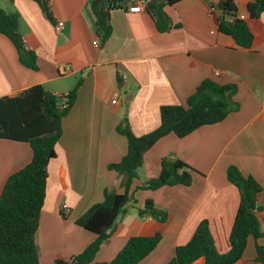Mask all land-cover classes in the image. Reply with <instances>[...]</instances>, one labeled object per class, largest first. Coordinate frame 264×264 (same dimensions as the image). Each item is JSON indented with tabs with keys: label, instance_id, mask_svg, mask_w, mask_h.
Here are the masks:
<instances>
[{
	"label": "crops",
	"instance_id": "obj_1",
	"mask_svg": "<svg viewBox=\"0 0 264 264\" xmlns=\"http://www.w3.org/2000/svg\"><path fill=\"white\" fill-rule=\"evenodd\" d=\"M89 1L50 0L53 24L34 0H0L2 9L19 14V32L39 65L38 71L23 67L14 46L0 34V98L15 97L38 85L60 98L84 77L77 101L63 119L57 157L47 168L36 235L40 264H53L56 259L70 262L81 254L96 236L76 221L103 201L106 190L125 192L123 176L108 169L127 153V140L117 131L124 119L136 136L146 135L158 128L162 106H186L207 79L237 85L234 99L239 110L183 139L169 135L145 154L135 187L157 178L165 157L178 158L195 170L192 184L136 191L137 204L119 218L94 262L112 261L132 237L160 234L157 248L139 264H167L204 220L217 251L227 253L240 201L238 189L227 179L230 166L262 186L258 205L263 208L259 218L264 231V15L259 22L251 21L248 5L254 0L238 2L239 17L249 22L255 36L251 50L236 49L234 40L218 31L211 6L220 0H183L166 6L173 24L181 25L167 33L157 30L146 9L129 12L140 0H125L123 8L111 12V38L97 48L94 42L100 38ZM58 24H62L59 31ZM122 75L127 78L124 82ZM116 94L119 101L114 105ZM31 160L29 144L0 140V195L8 178ZM147 200L168 213L165 223L139 216L138 209ZM259 244L264 246V239ZM254 259L255 242L250 239L236 264Z\"/></svg>",
	"mask_w": 264,
	"mask_h": 264
},
{
	"label": "trees",
	"instance_id": "obj_2",
	"mask_svg": "<svg viewBox=\"0 0 264 264\" xmlns=\"http://www.w3.org/2000/svg\"><path fill=\"white\" fill-rule=\"evenodd\" d=\"M34 1L47 19L55 24L50 0ZM148 1L146 10L160 33L181 28V25L173 24L165 7L174 6L183 0H165L163 4ZM124 2L89 1L88 8L100 38V47L105 46L112 35L111 12L123 8ZM238 2L220 0L217 5H212L216 11L215 23L221 34L234 40L236 49L251 50L255 36L249 22L239 17ZM248 13L251 21L259 22L264 15V0L250 3ZM0 34L14 46L23 67L31 71L39 70L36 53L26 48L19 32L18 13L7 12L0 7ZM83 82L84 77H81L69 93L65 109L60 107L63 96L58 98L39 85L15 97L0 98V140L27 143L32 150L31 162L8 178L0 195V264H40L36 235L46 196L47 168L50 161L57 157L56 146L63 135V119L75 105ZM237 92L238 86L235 84L222 85L214 80H204L188 98L186 106H162L158 128L143 136H136L125 118L117 131L127 140V153L119 163L108 166L109 170L123 176L125 192L117 194L106 190L103 201L93 205L76 221L77 226L96 236L94 242L70 262L56 259L53 264H139L148 257L161 242L160 234L132 237L112 261L94 262L119 218L127 213L129 206L137 204L134 197L136 191L189 187L192 184L196 171L178 158L165 157L161 160L159 176L135 187L145 154L169 135L183 139L201 127L223 122L231 113L239 110V104L234 99ZM227 179L240 195L229 235L230 250L225 254L217 251L209 222L204 220L196 228L191 240L175 249L173 258L167 264H193L199 259H204L205 264H236L243 258L250 239L255 242V259L246 264H264V246L259 244L264 239L259 218L263 208L258 205L263 188L236 166L228 168ZM138 214L141 218L151 217L161 223L168 220V213L152 200H147L143 208L138 209ZM61 216L66 217L63 211Z\"/></svg>",
	"mask_w": 264,
	"mask_h": 264
},
{
	"label": "built area",
	"instance_id": "obj_3",
	"mask_svg": "<svg viewBox=\"0 0 264 264\" xmlns=\"http://www.w3.org/2000/svg\"><path fill=\"white\" fill-rule=\"evenodd\" d=\"M148 0H140V1H137V2H134V6L130 7L129 8V12L131 13H141L143 12L145 9H146V6L148 4ZM212 10L214 11L215 9L212 8ZM62 28V24H58L56 26V30L59 31L60 29ZM94 46L99 48L100 47V39H97L95 42H94ZM126 76L125 75H122L120 76V81H126ZM119 101V95L116 94L114 99L112 100V104H117ZM68 102H69V93H66L63 95V99L62 101L60 102V107L62 109H65L67 108L68 106Z\"/></svg>",
	"mask_w": 264,
	"mask_h": 264
},
{
	"label": "water",
	"instance_id": "obj_4",
	"mask_svg": "<svg viewBox=\"0 0 264 264\" xmlns=\"http://www.w3.org/2000/svg\"><path fill=\"white\" fill-rule=\"evenodd\" d=\"M153 3H159V4H163L165 2V0H152ZM129 99H126V103L128 102Z\"/></svg>",
	"mask_w": 264,
	"mask_h": 264
},
{
	"label": "rangeland",
	"instance_id": "obj_5",
	"mask_svg": "<svg viewBox=\"0 0 264 264\" xmlns=\"http://www.w3.org/2000/svg\"><path fill=\"white\" fill-rule=\"evenodd\" d=\"M43 264H46V262H43Z\"/></svg>",
	"mask_w": 264,
	"mask_h": 264
}]
</instances>
